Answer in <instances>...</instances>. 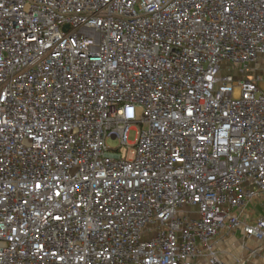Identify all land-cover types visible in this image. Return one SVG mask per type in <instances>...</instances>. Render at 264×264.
<instances>
[{
	"label": "built area",
	"instance_id": "1",
	"mask_svg": "<svg viewBox=\"0 0 264 264\" xmlns=\"http://www.w3.org/2000/svg\"><path fill=\"white\" fill-rule=\"evenodd\" d=\"M263 62L264 0H0V264H264Z\"/></svg>",
	"mask_w": 264,
	"mask_h": 264
},
{
	"label": "rangeland",
	"instance_id": "2",
	"mask_svg": "<svg viewBox=\"0 0 264 264\" xmlns=\"http://www.w3.org/2000/svg\"><path fill=\"white\" fill-rule=\"evenodd\" d=\"M261 71H264V62L261 64ZM260 71V72H261ZM136 125L135 123L132 124V129L130 130L129 134H128V141L129 142H134L136 139V135H137V131H136ZM107 143L114 148H118L120 146V141L117 139H108ZM120 151L125 154L126 152V147L122 146L121 148H119Z\"/></svg>",
	"mask_w": 264,
	"mask_h": 264
},
{
	"label": "crops",
	"instance_id": "3",
	"mask_svg": "<svg viewBox=\"0 0 264 264\" xmlns=\"http://www.w3.org/2000/svg\"><path fill=\"white\" fill-rule=\"evenodd\" d=\"M263 209H264L263 205L259 206L258 207V212H260V213L263 212Z\"/></svg>",
	"mask_w": 264,
	"mask_h": 264
}]
</instances>
